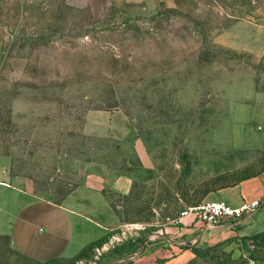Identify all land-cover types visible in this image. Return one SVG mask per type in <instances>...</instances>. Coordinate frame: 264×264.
<instances>
[{
	"label": "rangeland",
	"instance_id": "1",
	"mask_svg": "<svg viewBox=\"0 0 264 264\" xmlns=\"http://www.w3.org/2000/svg\"><path fill=\"white\" fill-rule=\"evenodd\" d=\"M263 12L264 0H0V156L11 174L55 202L77 164L135 176L128 196L106 198L113 223L101 238L45 264H264V232L170 231L184 208L264 170L252 32ZM0 264L39 263L2 237Z\"/></svg>",
	"mask_w": 264,
	"mask_h": 264
},
{
	"label": "crops",
	"instance_id": "2",
	"mask_svg": "<svg viewBox=\"0 0 264 264\" xmlns=\"http://www.w3.org/2000/svg\"><path fill=\"white\" fill-rule=\"evenodd\" d=\"M122 1L132 7L146 8L153 0ZM255 21L261 25L260 31L252 30L257 32L256 38L260 41L259 52L255 53L262 55L264 62V12ZM133 145L141 170L149 169L151 162L142 143L136 142ZM79 167L83 173L78 180ZM74 172L76 175L70 190L60 201L55 202L40 197L30 177L12 175L8 161L0 156V238L6 237L10 248L22 258L45 264L70 257L85 245L101 238L113 223V209L106 198L109 195L128 196L135 179L133 172L120 173L98 161L83 166L77 164ZM257 199L264 200V170L231 187L211 192L205 202L220 201L237 207L242 202ZM170 229L176 236L192 235L196 230H201V238L211 241L235 233L260 234L264 232V207L239 224H224L207 229L201 222L189 217ZM144 259L151 263L156 256Z\"/></svg>",
	"mask_w": 264,
	"mask_h": 264
},
{
	"label": "built area",
	"instance_id": "3",
	"mask_svg": "<svg viewBox=\"0 0 264 264\" xmlns=\"http://www.w3.org/2000/svg\"><path fill=\"white\" fill-rule=\"evenodd\" d=\"M262 207H264L263 199L242 202L237 207L220 201L202 202L181 210L172 223L177 226L183 219L191 217L193 220L201 222L204 228L214 229L224 224H239L244 218H251ZM193 243H195V240H184L178 246L189 248Z\"/></svg>",
	"mask_w": 264,
	"mask_h": 264
}]
</instances>
